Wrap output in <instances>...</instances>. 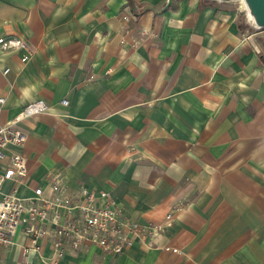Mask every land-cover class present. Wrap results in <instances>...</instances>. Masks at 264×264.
<instances>
[{
  "label": "crops",
  "instance_id": "crops-1",
  "mask_svg": "<svg viewBox=\"0 0 264 264\" xmlns=\"http://www.w3.org/2000/svg\"><path fill=\"white\" fill-rule=\"evenodd\" d=\"M0 37L30 51L0 48L1 122L47 105L20 123L16 195L58 176L149 231L50 263L49 238L35 249L19 226L0 264H264V27L241 0H0Z\"/></svg>",
  "mask_w": 264,
  "mask_h": 264
},
{
  "label": "built area",
  "instance_id": "built-area-1",
  "mask_svg": "<svg viewBox=\"0 0 264 264\" xmlns=\"http://www.w3.org/2000/svg\"><path fill=\"white\" fill-rule=\"evenodd\" d=\"M119 18L120 30L127 32L131 16L120 11ZM148 37L154 35L140 33L131 46L145 42ZM0 48L21 51L22 63L30 57L28 46L22 39L0 37ZM4 102L5 98L0 96V109ZM61 102L66 103L65 100ZM46 108V103L37 99L23 106L7 122L0 119V245H10L18 227L22 226L24 235L35 249H40L38 240L49 238L50 263L59 260L66 248L78 251L85 244L95 245L112 255L121 254L132 244L135 236L147 235L149 231L126 219L107 192L81 187L78 192L70 193L56 176L50 181L47 196L43 195L41 186H36L30 196L16 195V184L24 182L28 174L24 156L13 150L26 138V131L20 123ZM6 182H14L12 189H4ZM170 218L171 215L167 214V222ZM161 228V225H153L150 231L154 234ZM172 250L178 252L177 249Z\"/></svg>",
  "mask_w": 264,
  "mask_h": 264
},
{
  "label": "water",
  "instance_id": "water-1",
  "mask_svg": "<svg viewBox=\"0 0 264 264\" xmlns=\"http://www.w3.org/2000/svg\"><path fill=\"white\" fill-rule=\"evenodd\" d=\"M249 17L257 28L264 27V0H244Z\"/></svg>",
  "mask_w": 264,
  "mask_h": 264
},
{
  "label": "rangeland",
  "instance_id": "rangeland-1",
  "mask_svg": "<svg viewBox=\"0 0 264 264\" xmlns=\"http://www.w3.org/2000/svg\"><path fill=\"white\" fill-rule=\"evenodd\" d=\"M239 1H240V0H239ZM241 1L243 2V4L245 5V7L247 8L245 1H244V0H241Z\"/></svg>",
  "mask_w": 264,
  "mask_h": 264
}]
</instances>
